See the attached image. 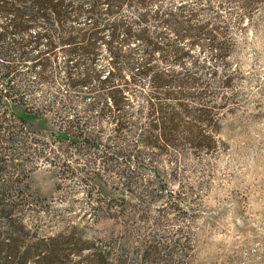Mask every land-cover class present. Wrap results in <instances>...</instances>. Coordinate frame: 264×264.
<instances>
[{"label": "rangeland", "instance_id": "1", "mask_svg": "<svg viewBox=\"0 0 264 264\" xmlns=\"http://www.w3.org/2000/svg\"><path fill=\"white\" fill-rule=\"evenodd\" d=\"M232 32L231 83L213 75L215 51L204 37V99L186 100L209 108L204 131L214 132L215 143L203 151L138 146L147 120L142 99L129 98L127 125L117 131L111 121L119 111L101 110L95 82L41 81L38 66L20 63L11 82L20 98L0 104V264H48L42 256L49 249L53 264L92 254L113 264L119 257L121 264H264V3ZM68 57L74 74L108 73L104 48L92 65L79 52L60 51L59 63ZM15 105L38 109L47 121L24 123L12 114ZM76 116L95 143L56 136ZM179 118V130L203 127L195 116ZM119 150L124 156L113 158Z\"/></svg>", "mask_w": 264, "mask_h": 264}, {"label": "trees", "instance_id": "2", "mask_svg": "<svg viewBox=\"0 0 264 264\" xmlns=\"http://www.w3.org/2000/svg\"><path fill=\"white\" fill-rule=\"evenodd\" d=\"M263 3L264 0H0V104L8 98L16 104L21 87L11 82L19 76L20 63H31L39 67L36 77L41 81L59 75L69 87L95 82L99 88L96 99L105 100L101 110L119 111L111 121L117 131L127 125L122 114L130 107L126 105L129 98L134 95L142 99L138 110L147 120L139 127L138 146L156 151L182 145L195 151L212 149L214 132L204 131V110L209 108L204 103L191 106L186 102L204 99V37L215 51L213 75L221 73L220 81L228 86L235 74L226 69L236 45L232 28ZM29 32L35 35L17 37ZM11 35L14 38L8 39ZM28 48L35 53L29 54ZM101 48L107 53L109 68L104 77L100 70L91 68L81 76L74 74L69 57L63 63L58 61L60 51L68 56L79 52L92 65ZM54 64L60 69L47 73L48 66ZM18 107L13 106L12 114L24 123L47 121L38 119V109ZM184 116L197 117L203 127L179 130L176 121ZM79 123L78 116L68 120L56 136L72 144L80 138L95 143L97 138ZM112 156L124 155L119 150ZM129 157L139 156L136 153ZM55 254L49 249L42 259L53 264ZM145 256L153 257L149 253ZM113 260L92 254L75 264H113ZM122 262L119 257L115 264Z\"/></svg>", "mask_w": 264, "mask_h": 264}]
</instances>
